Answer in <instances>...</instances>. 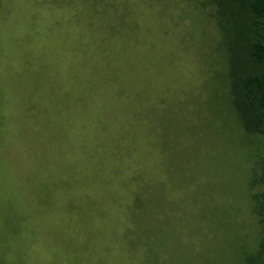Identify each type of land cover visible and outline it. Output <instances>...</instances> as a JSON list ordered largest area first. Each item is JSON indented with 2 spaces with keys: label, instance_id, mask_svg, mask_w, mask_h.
I'll return each instance as SVG.
<instances>
[{
  "label": "rangeland",
  "instance_id": "obj_1",
  "mask_svg": "<svg viewBox=\"0 0 264 264\" xmlns=\"http://www.w3.org/2000/svg\"><path fill=\"white\" fill-rule=\"evenodd\" d=\"M232 17L222 26L209 0H0V264H94L76 191L64 196L61 170L79 158L77 146L63 152L117 135V146L151 148L154 264L256 257L264 131L247 130L235 108L230 38L246 28ZM81 29L140 65L125 96L139 100L142 126L61 125L65 47L72 54Z\"/></svg>",
  "mask_w": 264,
  "mask_h": 264
},
{
  "label": "trees",
  "instance_id": "obj_2",
  "mask_svg": "<svg viewBox=\"0 0 264 264\" xmlns=\"http://www.w3.org/2000/svg\"><path fill=\"white\" fill-rule=\"evenodd\" d=\"M209 1L217 7L222 26L224 20L237 15L245 23L241 37L230 38L229 43L235 108L247 130L264 131V0ZM118 13H122L120 8ZM93 37L90 30L81 29L78 40H74L75 48L71 47L72 54L65 47L61 125L142 126L143 115L136 105L139 100L125 96L126 84L131 80L138 84L141 80L140 65L136 61H124L123 49L104 43L96 46ZM106 58L112 61L105 62ZM34 106L38 103L33 102ZM118 130L122 128L107 129ZM119 136L108 142L96 140L66 146L63 154L71 155V146H77L79 158L75 161L68 158L61 170L69 180L64 196L76 191L79 222L95 238L94 264H154L158 259L162 262L153 237L157 230L154 211L145 204L147 201L152 204L150 194L158 188L155 164L147 154L151 148L138 142L117 146L122 139ZM140 151L147 157L141 156ZM117 158L122 161H115ZM74 175L76 187L71 185ZM260 179L263 189L253 197L263 237L256 257L245 255L246 264H264V174ZM139 217L142 219L136 221Z\"/></svg>",
  "mask_w": 264,
  "mask_h": 264
}]
</instances>
